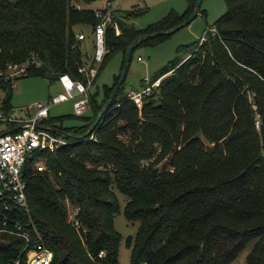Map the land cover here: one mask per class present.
<instances>
[{
    "label": "trees",
    "instance_id": "obj_1",
    "mask_svg": "<svg viewBox=\"0 0 264 264\" xmlns=\"http://www.w3.org/2000/svg\"><path fill=\"white\" fill-rule=\"evenodd\" d=\"M98 1L0 0V72L30 63L17 81L42 78L53 85L63 75L85 81L79 70L90 62L76 29L93 32L97 20L89 6ZM188 2L184 14L173 12L142 30L128 24L142 11L117 13L121 33L108 29L109 52L98 73L121 54L114 84L102 95L91 91L90 116H50L47 124L66 134L68 145L27 158L28 206L14 209L11 222L54 252L52 264H119L115 189L128 198L126 219L140 222L136 238L127 239L132 264H231L252 242L246 264H264V0H225L226 13L204 38L181 47L154 74L150 84L160 85L141 111L127 97L126 77L119 85L128 48L170 37L194 14L196 1ZM0 87L2 108L11 113L13 83L0 77ZM108 102L94 140L79 139ZM40 164L46 172L37 170ZM68 203L80 209L86 233L69 223ZM24 245L0 234V264H24Z\"/></svg>",
    "mask_w": 264,
    "mask_h": 264
},
{
    "label": "built area",
    "instance_id": "obj_2",
    "mask_svg": "<svg viewBox=\"0 0 264 264\" xmlns=\"http://www.w3.org/2000/svg\"><path fill=\"white\" fill-rule=\"evenodd\" d=\"M78 9L80 10L81 7L78 6ZM118 9L117 0H106L104 7L95 10L97 24L92 32L93 53L87 56L90 65L79 70L80 74L85 76V81L74 80L69 75L61 76L58 84L62 91L51 97L48 102L31 106L28 109L27 117L16 118L0 107V124L7 127L6 130L0 132V234L16 236L25 241L22 255L24 264H52L54 260L53 251L34 240L33 235L25 227L11 222L10 214L14 209H26L28 206L27 185L23 179L24 166L27 158L35 151L54 153L68 145L67 135L47 124V120L51 116V109L71 101L75 115L85 116L99 68L109 52L106 46V33L111 26L114 27L117 35L121 33L115 21ZM77 38L82 42L87 40L83 33L78 34ZM29 65L30 63L11 64L8 66L6 74L0 72V77H4L6 81L10 80L15 88L17 79L27 73ZM160 82L151 85L149 80H145L142 91L130 90L127 92L129 101H132L141 111L144 98L148 97L152 89L159 86ZM0 91H2L1 87ZM94 137L95 135H91L92 140ZM36 168L41 173L47 171L43 164ZM67 211L69 223L80 234L82 231L86 233L79 217L80 209L73 208L68 203ZM99 257L105 258L106 255L101 253Z\"/></svg>",
    "mask_w": 264,
    "mask_h": 264
},
{
    "label": "rangeland",
    "instance_id": "obj_3",
    "mask_svg": "<svg viewBox=\"0 0 264 264\" xmlns=\"http://www.w3.org/2000/svg\"><path fill=\"white\" fill-rule=\"evenodd\" d=\"M14 2L15 0H11ZM119 3L118 14L124 18L127 12L142 11L143 13L128 21V24L137 30H142L150 25H153L169 14L176 12L184 14L188 9V0H117ZM106 0H100L89 6L90 9H98L105 4ZM201 10L205 14H200L190 25L182 28L172 34L166 40L154 46H139L132 54V59L129 63L126 80V92L134 90L140 92L144 89L143 83L145 80L151 81L152 77L160 69L172 62L178 54V50L184 46L193 45L201 41L206 32L212 28L215 22L222 17L227 6L225 0H204ZM77 33L86 35L87 40L83 42L81 48L85 55L93 53L92 45V28L78 27ZM140 58V60H139ZM123 57L121 54L113 57L102 70L100 77L97 76L92 93L99 90L103 93L104 86H112L115 78L120 74L122 68ZM104 63V62H103ZM102 63V65H103ZM99 68V71L102 67ZM158 87V86H157ZM156 87V88H157ZM62 91L59 84H50L42 78H24L17 82L13 91L11 101V114L16 118L27 117L28 109L42 102H48L51 97L59 94ZM6 94L0 91V107H3V101ZM75 115L73 102L69 101L51 109V117L59 118L64 116ZM91 115V110L88 109L86 117ZM68 126L78 125V121H69ZM6 130L5 125L0 124V132ZM118 196L120 211L115 217V228L122 235L123 240L119 249V264L131 263V249L127 246V239L136 238L140 222H130L125 217V209L128 204V198L122 195L115 189ZM255 242H252L240 254V256L231 264H246L248 255L252 252Z\"/></svg>",
    "mask_w": 264,
    "mask_h": 264
},
{
    "label": "water",
    "instance_id": "obj_4",
    "mask_svg": "<svg viewBox=\"0 0 264 264\" xmlns=\"http://www.w3.org/2000/svg\"><path fill=\"white\" fill-rule=\"evenodd\" d=\"M196 1V8H195V12L194 14L192 15V17L190 18V20L185 23L184 25L178 27L177 29H174L173 31H171L170 33L173 34L179 30H181L182 28H185L186 26H188L190 23H192L201 13V8H202V5H203V1L204 0H195ZM161 34L158 33V34H153V35H146V36H143L142 39H154V38H157L158 36H160ZM139 44V41H135L127 50V59H126V64H125V67H124V71L122 73V77H121V80H120V83L119 85H121L123 83V81L125 80V77H126V74H127V70H128V67H129V62H130V56L132 54V52L136 49V47L138 46ZM111 102H108L106 105H105V108L104 110L102 111V113H100V115L96 118V120L93 122L89 132L85 135V136H82V137H79V139H84V138H87L89 137L94 129L97 127V125H99L103 120H104V117H105V114L110 106Z\"/></svg>",
    "mask_w": 264,
    "mask_h": 264
},
{
    "label": "crops",
    "instance_id": "obj_5",
    "mask_svg": "<svg viewBox=\"0 0 264 264\" xmlns=\"http://www.w3.org/2000/svg\"><path fill=\"white\" fill-rule=\"evenodd\" d=\"M105 6V4L102 6V7H104ZM102 7H100V8H102ZM118 16H120V14H118ZM7 128V127H6Z\"/></svg>",
    "mask_w": 264,
    "mask_h": 264
}]
</instances>
